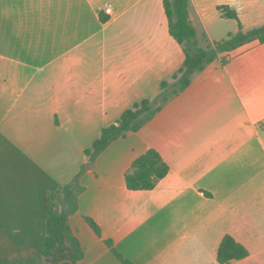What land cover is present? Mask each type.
I'll use <instances>...</instances> for the list:
<instances>
[{"label":"crops","instance_id":"1","mask_svg":"<svg viewBox=\"0 0 264 264\" xmlns=\"http://www.w3.org/2000/svg\"><path fill=\"white\" fill-rule=\"evenodd\" d=\"M206 1L188 0L200 48L238 30L218 5L238 13L243 31L264 23V1ZM163 3L0 0V264H43L48 193L71 182L102 129L181 68ZM224 20L233 27L214 38ZM148 150L168 172L151 190H129L125 176ZM80 184L69 218L78 264H122L108 241L131 264H219L225 236L248 252L228 264H264V43L194 73L141 129L110 143Z\"/></svg>","mask_w":264,"mask_h":264},{"label":"trees","instance_id":"2","mask_svg":"<svg viewBox=\"0 0 264 264\" xmlns=\"http://www.w3.org/2000/svg\"><path fill=\"white\" fill-rule=\"evenodd\" d=\"M163 6L169 33L183 48L184 62L170 81L160 84V91L154 99H144L135 103L125 110L115 123L102 129L100 137L84 151L86 163L81 166L71 182L48 193L45 236L40 244L43 264H78L82 259V250L69 226V218L77 212L78 199L84 191L80 178L88 168L94 165L101 152L114 140L125 137L128 132L141 129L170 98L188 87L194 73L212 64L219 54L229 53L253 41L264 43V23L243 31L238 13L226 5H218L216 9L221 18L235 21L238 30L216 41L211 48H200L196 40V31L189 19L188 0H164ZM167 172L168 167L158 153L148 150L132 163L131 172L125 176L126 187L132 191L151 190L158 180L166 176ZM86 222L97 235L100 234L92 220L86 218ZM106 245L111 248L112 254L122 264H131L112 248L111 242H106ZM247 255L248 252L243 246L235 242L231 236H225L218 247L217 262L228 264L244 259Z\"/></svg>","mask_w":264,"mask_h":264},{"label":"rangeland","instance_id":"3","mask_svg":"<svg viewBox=\"0 0 264 264\" xmlns=\"http://www.w3.org/2000/svg\"><path fill=\"white\" fill-rule=\"evenodd\" d=\"M248 1L249 0H207L206 2L208 4H214V3L223 4V3L226 2V3H229L232 6H236L240 2L246 3ZM260 1H264V0H260ZM239 10L242 13L247 12L245 5L240 6ZM249 15H251V16L255 15V11H251L249 13ZM245 17H247V16H245ZM245 17H244L245 22L249 23L250 21H248V18H245ZM224 21L223 22L222 21L217 22V24L212 27L211 31H212V34H213L214 38H218L222 34L223 31H225V30L226 31H230L231 28L233 27V25H234L233 21H225V22ZM242 28H243V26H242Z\"/></svg>","mask_w":264,"mask_h":264},{"label":"built area","instance_id":"4","mask_svg":"<svg viewBox=\"0 0 264 264\" xmlns=\"http://www.w3.org/2000/svg\"><path fill=\"white\" fill-rule=\"evenodd\" d=\"M105 13H106V14H111V9H110V8H106V9H105Z\"/></svg>","mask_w":264,"mask_h":264},{"label":"water","instance_id":"5","mask_svg":"<svg viewBox=\"0 0 264 264\" xmlns=\"http://www.w3.org/2000/svg\"><path fill=\"white\" fill-rule=\"evenodd\" d=\"M63 262H68V263H70L69 261H63ZM58 264H61V263H58ZM71 264V263H70Z\"/></svg>","mask_w":264,"mask_h":264}]
</instances>
